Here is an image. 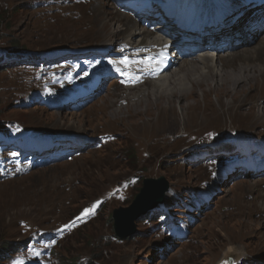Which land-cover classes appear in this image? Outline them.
<instances>
[{
    "label": "rangeland",
    "instance_id": "1",
    "mask_svg": "<svg viewBox=\"0 0 264 264\" xmlns=\"http://www.w3.org/2000/svg\"><path fill=\"white\" fill-rule=\"evenodd\" d=\"M186 1L217 10L230 4L229 22L250 18L252 11L240 14L254 5L246 0H0V133L50 135L33 145L82 144L70 159L42 165L23 160L11 177L0 178V264H218L230 249L244 253L241 264H264V172L247 171L245 147L230 149L249 144L264 150V119L258 116L264 87L233 100L211 93L205 96L207 106L198 109L193 104L201 96L183 97L174 117L165 110L155 116L154 108L152 115L126 122L128 113H118L129 104L142 110L151 103H140L153 90L151 83L127 90L116 79H99L95 101L81 110L53 109L46 102L75 98L92 74L102 72L97 51L116 54L132 30L158 33V25L171 22L164 14L176 13ZM148 11L163 15L148 25L149 20L141 21ZM133 19L135 25L127 21ZM241 22L235 25L239 32L260 27ZM119 26L127 32L111 34ZM176 69L167 74L168 83ZM181 73L186 78L184 69ZM187 104L193 109L182 114ZM57 117L67 124H56ZM101 137L105 141L97 149L94 142ZM160 176L170 185L163 205L136 222L133 237L118 239L113 211L132 205L144 179Z\"/></svg>",
    "mask_w": 264,
    "mask_h": 264
},
{
    "label": "bare ground",
    "instance_id": "2",
    "mask_svg": "<svg viewBox=\"0 0 264 264\" xmlns=\"http://www.w3.org/2000/svg\"><path fill=\"white\" fill-rule=\"evenodd\" d=\"M203 4H206V0ZM105 5L110 7L109 4ZM201 6H203L205 10L210 8L208 5ZM254 8V5H246L242 10V13H244L243 17H245L246 13L252 11L251 17L249 18L247 16L245 18H238L236 23L238 24L242 21L240 25L245 28L251 26L250 23H252V25L260 23V27L257 30L250 32L247 31V29H242L244 31L239 32L237 31V28H235V25L237 24L230 21L229 28L226 23L228 29V35L224 37V44H227L226 49L222 48L225 50L228 49V51L222 52L221 48L218 47L219 43L222 42L223 39H215L213 40L212 45H209L207 44L209 37H205L203 39V43L200 45L204 54H199L200 56L192 54L190 56H185L180 60V58L174 56L175 54H173V52V56L169 58L168 65L165 66L167 68L166 72L158 79L151 77L144 79V76L147 74L146 72L151 65L150 60L146 58L150 56V53L146 49H154V47L165 43V41L163 42V39L165 40L166 37L165 26H157L156 30L158 33H153L150 30L149 32L148 29H143L139 32L132 30L127 35L128 41L118 45L120 47L118 48V51H115L116 54L110 52L109 50L104 51L108 53L109 56L105 57L100 64L102 67L107 65L106 68L103 67V69H110L117 75L119 80L128 79L132 83V85L122 88L134 90L138 89L137 87L141 85L149 83H151L154 87L151 92L146 93L145 100L143 99L140 101L141 103L143 101L150 100L151 103L147 104V106L142 110H139L141 105H137V103L134 105L129 104L126 110L122 111L120 114L118 113V116L128 113L122 118L123 121L126 122L142 116L152 115L153 113H151V111L155 108V116H158L157 114L159 110H165L166 113L170 111L171 115L174 117V108L179 101L183 100V97L195 98V96H201V100L196 101L195 104H193L194 109H198L201 103L205 104V107L207 106V103H205V96H209L211 93H214L215 96L226 94L227 96H231L233 100L239 97L245 98L249 92L256 87H264V14L262 10ZM101 14L112 15L111 12L102 13L99 11V15ZM148 16L149 15H147V17ZM127 21H129L130 24L135 23V19H133V21ZM136 22L139 25V22ZM127 26L129 27V24ZM218 28L221 29V26H218ZM127 30H124L119 26L118 28L113 29L111 34L116 36L127 32ZM167 30L168 32H172L169 31V29ZM207 33H211L213 35V29L207 31ZM172 36L177 37L175 32H173ZM142 38L144 39L142 40ZM137 39L141 40L138 42ZM174 43L177 46L178 40H175ZM230 43H232V45H229ZM255 43H257V47H254ZM245 45L249 48L243 47ZM207 47L211 50H205ZM142 48L146 49L142 51ZM239 49L241 50L238 51ZM173 51H177V49L175 48ZM197 57H199L197 61H185ZM174 67H179V70L176 69V72L174 70L175 73L171 75L172 79L168 83L169 76L167 74L171 70L173 72ZM183 69L186 71V73L183 74L186 77L184 79V76L181 75V70ZM185 79L188 81V84L186 85ZM102 94L103 93L101 92L98 98ZM181 109L183 114V112L193 109V106L191 104H187L182 106ZM78 110H81V108ZM258 116L261 119H264V108L262 110L260 109ZM65 120L67 119L57 117L54 122L63 126L67 124ZM40 121L44 123L47 122L44 117L40 118ZM244 259L245 255L243 252L240 250L235 252L230 249V252H226L218 264H227L232 260L239 261L241 264Z\"/></svg>",
    "mask_w": 264,
    "mask_h": 264
},
{
    "label": "water",
    "instance_id": "3",
    "mask_svg": "<svg viewBox=\"0 0 264 264\" xmlns=\"http://www.w3.org/2000/svg\"><path fill=\"white\" fill-rule=\"evenodd\" d=\"M169 189V182L163 176L144 179V185L132 205L113 211L115 236L118 239L133 237L137 231L136 222L163 205L164 197ZM227 264H239V261L232 260Z\"/></svg>",
    "mask_w": 264,
    "mask_h": 264
},
{
    "label": "trees",
    "instance_id": "4",
    "mask_svg": "<svg viewBox=\"0 0 264 264\" xmlns=\"http://www.w3.org/2000/svg\"><path fill=\"white\" fill-rule=\"evenodd\" d=\"M15 48H17V47H19V46H14ZM3 251H4V249L3 248H1L0 249V254H2L3 253ZM0 257H1V255H0Z\"/></svg>",
    "mask_w": 264,
    "mask_h": 264
}]
</instances>
